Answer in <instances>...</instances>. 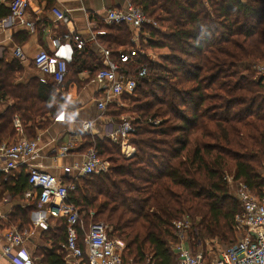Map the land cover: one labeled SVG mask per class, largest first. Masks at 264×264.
<instances>
[{
	"label": "trees",
	"instance_id": "obj_1",
	"mask_svg": "<svg viewBox=\"0 0 264 264\" xmlns=\"http://www.w3.org/2000/svg\"><path fill=\"white\" fill-rule=\"evenodd\" d=\"M130 2L159 27H143L148 42L141 51L167 49L169 55L162 57L163 63L140 56L146 77L134 94L121 99L132 101L137 116L130 120L136 129L129 139L134 155L125 158L120 143L82 134L80 150L94 147L110 169L64 178L65 184L76 185L66 205L80 215V245L90 226L102 223L111 239L124 242V262L178 264L171 248L174 223L186 215L201 217L198 234L192 233L194 249L206 238H218L227 246L237 242L233 227L242 206L229 195L226 176L254 196H264V84L256 70L264 62V0ZM95 31L113 53L132 48V33L124 25L98 23ZM113 59L118 61V55ZM136 66L125 65L133 78ZM0 67V100L14 101L0 121V140L15 136L16 115L28 139L35 140L49 127L50 116L65 110L67 103L54 82L16 85L19 62L0 61ZM100 68L87 47L75 48L67 78H78L87 69L95 76ZM123 110L110 106L106 116L119 122ZM162 118H167L164 123L159 122ZM13 181H1L0 187L12 194L27 190L28 175L22 174L15 185ZM19 213L11 223L27 228L29 213ZM57 222L59 229L48 234L53 245L42 264H66L62 245L67 222Z\"/></svg>",
	"mask_w": 264,
	"mask_h": 264
},
{
	"label": "built area",
	"instance_id": "obj_2",
	"mask_svg": "<svg viewBox=\"0 0 264 264\" xmlns=\"http://www.w3.org/2000/svg\"><path fill=\"white\" fill-rule=\"evenodd\" d=\"M9 14L0 20V30H8L16 26H24L29 30L35 29V22L26 17L29 10L38 14L39 9L33 6L32 0H12L8 3ZM57 21L66 28V32L61 39L55 40L54 44L58 51L67 55L72 50L73 43L78 50H83L87 44L78 33L69 12L58 13ZM106 26H126L132 33V48L129 50L120 49L116 53L101 48L98 51V60L101 64L100 70L95 75V82L99 86V96L97 98L98 110L105 115L108 107L121 106V99L125 95H132L136 91L139 81L146 77L147 66L139 65L140 56L152 60L146 53H143L138 46L148 42V36L141 39V30L150 23L144 12L131 4L128 0L124 9H109L100 18ZM91 25V23H90ZM93 26V24H92ZM91 40H96L93 37ZM62 41L64 43H62ZM118 55V61L113 59V55ZM15 58L25 60L22 48H17ZM69 57L50 55L42 51L34 59L36 69L43 75L41 82L47 84L54 82L58 87L62 86L68 76ZM125 65L136 66L137 78H133ZM257 74L264 84V63L257 68ZM65 112H62L56 122L65 121ZM106 123L102 139H108L114 143H120L123 157L130 158L134 155L135 148L129 143V139L136 133L132 122L128 119L114 121L108 116L104 118ZM15 128L23 133V126L18 117L14 118ZM159 122H154L158 125ZM94 122H84L82 132L86 135L94 136ZM76 141L73 140L67 146L56 151L57 156L63 157L71 151L76 150ZM129 149L131 151L129 152ZM39 138L28 140L25 138L17 141L0 140V175L6 177L27 167L28 184L33 191L38 193V202L43 206H53L56 204L66 205L68 194L76 189L75 184H65L64 178L70 177L79 179L88 176H96L107 172L110 169L108 161L103 160L98 151L93 147L84 155L81 165L65 168L62 177H56L41 170L37 166L29 165L30 162L39 157ZM228 184L238 185L237 199L241 203L242 212L235 217L233 230L238 235L237 242L224 248L217 249L218 253L199 251L191 245L194 225L189 220L183 219L174 223L175 240L172 244V252L177 258L178 264H264V196L259 198L254 196L250 190L241 182H235L234 178H226ZM31 198L32 193H26ZM53 214V213H52ZM67 236L62 245L66 259L77 262L85 261L86 264H124L123 252L125 245L120 240H113L108 235V227L102 223L92 224L85 234L83 245H80L79 226L82 224L80 215L73 207L66 217ZM41 226V223L38 222ZM47 229V225L41 226ZM27 232L12 231L6 235L8 242L2 256L11 258V253L16 248L24 245ZM213 254V255H212ZM214 256V257H213ZM145 264H152L151 261Z\"/></svg>",
	"mask_w": 264,
	"mask_h": 264
},
{
	"label": "crops",
	"instance_id": "obj_3",
	"mask_svg": "<svg viewBox=\"0 0 264 264\" xmlns=\"http://www.w3.org/2000/svg\"><path fill=\"white\" fill-rule=\"evenodd\" d=\"M11 1L0 0V20L9 14L8 3ZM32 2L33 6L39 9L38 14L33 10H29L26 17L35 22L34 30L31 31L24 26L0 30V61H5L6 63L19 62L21 70L17 74L15 84L22 86H28L34 80L42 83L41 78L43 75L34 65V59L40 52L45 51L50 55L69 57V63L73 60L74 49L76 48L73 43L70 44L72 50H70L68 55L65 52L58 51L54 44L55 40H62V36L66 32L65 26L57 21L55 10L58 13L65 11L70 13L78 33L84 40H87L85 46L87 47V52L93 54L95 61V59H98V51L101 48H105L97 39L98 32L95 31L98 28V23H102L100 20L101 16L109 9H124L128 4V0H54L53 6L48 7L46 2L39 0H32ZM141 35L142 39H144L145 35ZM93 37L96 40H91ZM62 43L64 42L62 41ZM17 48H22L25 60L21 61L15 58ZM94 78L95 76H92L88 69L83 70L78 75V78L68 77L63 85L57 89L60 96L66 101L67 107L63 111L59 110L60 112L53 117L49 115L51 124L37 134L40 149L39 157L30 162L29 165L37 166L56 177H62L65 168L81 165L86 154L85 151L80 150L82 144L81 135L84 134L82 132V124L84 122H94L96 124L94 136L102 140L106 123L104 118L107 116L98 110L96 101L99 96V86ZM13 105L14 101L10 97L0 100V121ZM62 112H65V121L56 122L55 119ZM14 118L15 136L7 135L2 139L3 141L11 142L22 138L28 139L24 128L23 133L16 130ZM73 140L76 141V150L63 157L57 156L56 151L72 143ZM22 174L27 175V167H21L13 172L10 177L1 174L0 183L10 178L14 180L13 185H15L16 180ZM28 192L32 193L33 196L31 198L26 196ZM71 208L67 205L60 206L59 204L54 205L53 208L52 206L41 205L38 202L37 191L31 190L29 184L27 190L21 194H12L9 190L0 187V264H42L48 250L53 245L49 236L50 231L59 229L57 221L66 219ZM49 209L51 210V215ZM16 211L29 213L30 224L27 227L28 231L24 245L13 250L11 259L2 256L8 244L6 235L12 231L21 232L26 229H20L19 224L11 223L10 220ZM38 222L41 223V226L47 225V229L38 225ZM65 261L66 264H86L85 261L77 262L70 259ZM124 264L134 263L130 261L124 262Z\"/></svg>",
	"mask_w": 264,
	"mask_h": 264
},
{
	"label": "rangeland",
	"instance_id": "obj_4",
	"mask_svg": "<svg viewBox=\"0 0 264 264\" xmlns=\"http://www.w3.org/2000/svg\"><path fill=\"white\" fill-rule=\"evenodd\" d=\"M149 24L153 25L154 27H156V29H159L158 25H156L155 23L150 22L147 25H149ZM141 33H142V30H141ZM145 37H147V35H145ZM143 45L146 46L147 43H144ZM144 46H142V44H141V46H138V48L142 49ZM145 52H146V54L149 57L155 59V60H152V61H159L160 60V62H162V60H161L162 57H165V56L169 55V51L167 49H164V50H162V49H148V50H145ZM258 66H256V68ZM133 105L134 104L132 103V101H129V100L121 101V106L118 107L119 109H124L122 111L124 114L122 115L121 118H125V119H128V120H133V119H135L137 117L136 113L131 110ZM166 119L167 118H162V119L159 120V122L160 123H162V122L164 123V121H166ZM50 124L51 123H49V125ZM145 136L146 137H150L149 135H145ZM135 152H136V148H135ZM227 177L228 176H226V178ZM237 190H238V185L237 184L236 185L229 184V195H231L235 199H237ZM49 211H50V215H51V210L49 209ZM183 219L189 220L191 223H193V225H194L193 229L195 230V234L197 235L198 234L197 226H198V224L201 221V217L200 216L186 215L185 217L182 218V220ZM27 231H28V229L26 228V229H23V231H21V232H27ZM236 239H238V235H236ZM196 241H197V239H196ZM123 244H124V242H123ZM226 246H227V244H225L224 242H221L218 238H213V239L206 238L203 241L202 240H198V245L196 246V249H198L199 251H204L205 253H209V252L211 253L213 251H215V253H218L217 249H221V248H224ZM171 248H172V246H171Z\"/></svg>",
	"mask_w": 264,
	"mask_h": 264
},
{
	"label": "bare ground",
	"instance_id": "obj_5",
	"mask_svg": "<svg viewBox=\"0 0 264 264\" xmlns=\"http://www.w3.org/2000/svg\"><path fill=\"white\" fill-rule=\"evenodd\" d=\"M131 151V149H129V152Z\"/></svg>",
	"mask_w": 264,
	"mask_h": 264
}]
</instances>
